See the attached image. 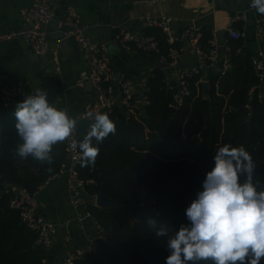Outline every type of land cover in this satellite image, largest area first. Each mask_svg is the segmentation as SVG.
<instances>
[{
  "label": "trees",
  "instance_id": "trees-1",
  "mask_svg": "<svg viewBox=\"0 0 264 264\" xmlns=\"http://www.w3.org/2000/svg\"><path fill=\"white\" fill-rule=\"evenodd\" d=\"M232 27L243 30L239 23ZM138 33L153 38L159 52H145L130 44L131 52L154 63L168 58L171 47H184L182 41L169 45L158 28L144 27ZM211 40L212 28L202 25L200 48L208 51ZM223 41L229 49L223 54L230 67L206 68L188 78L189 95L179 112L171 107L177 89L158 68L144 76L149 91L147 104L137 108L141 114H129L120 104L114 106L109 118L116 125L115 134L99 145L93 140L99 148L95 164L80 166L78 173L83 181H91L85 184V198L105 194L119 205L97 208L88 203L107 239L73 264H166L170 254L167 242L182 224L189 223L186 209L203 190L206 174L215 166V151L225 144L243 146L250 153L256 163V178L262 182L257 190H264V96L253 95L257 87L251 62L254 53L244 46L243 38L234 40L225 33ZM122 73L131 78L126 71ZM203 80L208 83L206 99L202 98ZM15 106L4 107L0 102V264H47L49 250L36 244V234L21 222L10 201L17 189L36 194L59 172L67 157L62 145H54L51 164L19 158L15 154L21 142L15 128ZM92 123L77 124L78 142ZM149 218L157 220L155 229L148 226ZM160 227L166 228L167 235H156Z\"/></svg>",
  "mask_w": 264,
  "mask_h": 264
},
{
  "label": "crops",
  "instance_id": "crops-1",
  "mask_svg": "<svg viewBox=\"0 0 264 264\" xmlns=\"http://www.w3.org/2000/svg\"><path fill=\"white\" fill-rule=\"evenodd\" d=\"M32 0H0V32L17 30L23 27L19 9L29 6ZM211 2L213 4L211 7ZM51 0L53 18L48 24L49 51L44 56H35L23 40L0 43V87L18 85L25 92L34 93L37 88L48 91L49 99L58 108L67 109L70 117L82 110L91 98V92L75 87L76 81L88 71L79 45L74 38L62 41L61 49L56 53V40L52 34L66 31L61 25L65 18L66 6L70 5L79 15L80 22L86 27V34L93 42L104 45L116 40L119 29L128 28L131 32H140L143 23L137 17H159L167 15L175 20L174 27L179 36H183L191 18L196 19L198 27L209 25L217 31L218 42L223 45V37L235 17L243 18L241 24L245 31L244 46L253 53L264 50V45L254 36V21L264 15L250 7L251 0ZM210 6V7H209ZM135 19V20H134ZM174 28V29H175ZM225 33L219 36V31ZM110 63L115 72L126 71L130 80L137 82L155 68L154 62L144 56H138L118 46L112 47ZM224 53V52H223ZM222 53V54H223ZM197 59L189 52L182 54L178 68L164 70L168 84L173 86L180 70L196 66ZM182 68V69H181ZM204 79V78H203ZM205 81V80H203ZM116 92V90H115ZM116 95V93H115ZM116 98L119 100V96ZM38 212L48 221L56 224L55 240L48 251L47 264H59L67 251L83 248L94 233L93 221L86 217L75 221L76 211L69 207L63 180H50L36 192ZM86 200L94 204V197ZM69 222L72 239L64 241L63 223Z\"/></svg>",
  "mask_w": 264,
  "mask_h": 264
},
{
  "label": "built area",
  "instance_id": "built-area-1",
  "mask_svg": "<svg viewBox=\"0 0 264 264\" xmlns=\"http://www.w3.org/2000/svg\"><path fill=\"white\" fill-rule=\"evenodd\" d=\"M65 13V18L61 25L66 28V31H62L63 38L55 43V51L56 53L60 51L62 41L66 38L71 37L77 41L88 71L76 81L75 87L84 89L87 84H90L91 90L94 93L92 98L85 103L83 111L75 116L74 119L77 120V124L80 122H94V114L97 112L107 113L110 116L116 104H120L129 114H141L142 111H139V113L136 111L138 107L148 102L147 92L149 91V87L147 78L142 77L134 84L122 72H115L110 63V54L106 49V45L91 40L86 34V27L80 22L79 15L72 6H66ZM19 14L24 24L23 27L17 30H4L0 32V43L23 40L33 55H46L49 51V32L47 31V26L54 15L51 0H32L29 6L19 9ZM135 19L142 22L143 27L162 30L166 35L169 45L181 41L183 37H187L189 40V52L197 59L198 66L185 70L181 68L182 70L178 72L174 84L177 93L174 95L171 105L175 112L181 110L184 98L189 95L188 78L198 75L201 70H205L206 68H214L218 63H220V67L224 70L230 67L229 58L224 54L221 56L222 52L219 50L221 46L218 42L217 31H212L210 49L205 52L200 48V27L197 26L196 19L191 18L189 20L183 36L175 33V20L170 16H139ZM241 22H243V18L241 17H235L231 21L230 26L226 30L229 38L234 40L244 39V29L237 31L232 27L233 24ZM253 30L256 40L264 45L263 16L254 21ZM116 40L119 46L126 51H131L130 44H133L136 48L145 52H159L157 42L153 38L142 37L138 32H131L128 28L119 29ZM222 47L224 48V52L229 51V49H225L224 45ZM185 51H188L185 47H171L168 52V58L162 57L159 62L171 68H178L182 54ZM251 62L257 80V87L255 89H259L258 94L260 95L259 98H261L264 96V50L255 52L251 58ZM103 83H110V85L104 87ZM115 93L117 97L119 96V100L116 98ZM31 94L33 93L25 92L18 85H3L0 87V102L4 107L16 105L20 100ZM89 113H92L93 116L90 117ZM73 138L78 142L76 131L73 134ZM56 145L63 146L67 159L59 172L50 177L45 184L50 180L62 179L67 203L70 208L76 211L75 221H81L83 218L89 217L92 219L94 226V233L88 239L87 244L79 250L67 251L59 263L73 264L75 261L93 252L99 243L106 241L107 237L104 227L93 219L88 210L89 202L85 198L84 188L85 184L91 183V181L85 182L79 176L78 168L81 166L78 158L79 148H77L76 152H73L69 141ZM35 196L36 194L20 196L15 192L10 201V207L18 211L21 222L25 227L36 234V244L46 250H50L55 240L57 226L46 220L38 212ZM63 227L65 228L64 241L69 242L73 236L69 222L63 223Z\"/></svg>",
  "mask_w": 264,
  "mask_h": 264
},
{
  "label": "clouds",
  "instance_id": "clouds-1",
  "mask_svg": "<svg viewBox=\"0 0 264 264\" xmlns=\"http://www.w3.org/2000/svg\"><path fill=\"white\" fill-rule=\"evenodd\" d=\"M250 7L264 15V0H251ZM14 116L21 141L15 154L22 160L31 157L51 164L53 146L69 141L73 152L79 148L81 167L94 166L99 155L95 145L116 132L109 115L97 112L90 130L77 142L73 138L77 120L51 102L43 88L16 103ZM214 162L203 190L186 209L189 223L182 224L167 242L170 254L166 264L207 260L214 264H260L264 259V190H257L262 182L256 178L255 161L243 146L225 144L215 151ZM147 224L155 229L157 220L149 218ZM156 235H167L166 228L160 227Z\"/></svg>",
  "mask_w": 264,
  "mask_h": 264
},
{
  "label": "water",
  "instance_id": "water-1",
  "mask_svg": "<svg viewBox=\"0 0 264 264\" xmlns=\"http://www.w3.org/2000/svg\"><path fill=\"white\" fill-rule=\"evenodd\" d=\"M216 1L218 2V0H216ZM213 4H215V3L211 2V7H213ZM217 4H215L216 5L215 7H217ZM50 24H53V25L55 24L57 26V22L56 21H54V23L50 22ZM175 27H177V25H175ZM174 31L177 34V29L176 28L174 29ZM224 33H225L224 30H220L219 31V36H222ZM52 37L55 38L56 40L62 39L63 38V32L62 31L54 32V34H52ZM181 41L184 44L185 49L189 51L190 47H189L188 38L187 37H183L181 39ZM118 46H119V43H118L117 40H115L112 43L106 44V49H107V51L110 54L112 52L111 51L112 47L114 49L118 50ZM62 48H63V44H62ZM219 50L222 53L224 52V48L222 46L219 48ZM154 66H155V68L163 69V70H166L167 68H169L168 65L160 63V62H155ZM196 66H198V63H196ZM217 66L220 67V63H218ZM135 83L136 82H134V84ZM201 86H202V98L206 99V91H207V88H208V83L206 81H202L201 82ZM84 89H85V91L91 92V96H93L94 93L91 90V85L90 84H87ZM258 93H259V89H255L253 91V95H257ZM83 109H84V107L82 108V110H80V113L83 111ZM0 182H3L2 178H0ZM15 192L17 194H19L20 196H26L27 195V193L25 191L20 190V189L15 190ZM118 205L119 204H118L117 201L113 200L111 197H109V196H107L105 194H98V195H96L94 197V206L97 207V208H111L113 206H118ZM86 264H92V263L91 262H87Z\"/></svg>",
  "mask_w": 264,
  "mask_h": 264
}]
</instances>
